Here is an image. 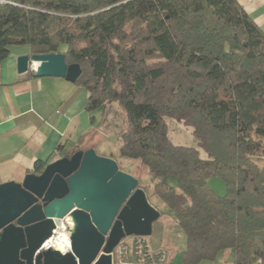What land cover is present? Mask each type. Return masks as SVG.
Wrapping results in <instances>:
<instances>
[{
    "label": "trees",
    "instance_id": "obj_1",
    "mask_svg": "<svg viewBox=\"0 0 264 264\" xmlns=\"http://www.w3.org/2000/svg\"><path fill=\"white\" fill-rule=\"evenodd\" d=\"M14 2L0 5V63L13 46L63 54L80 67L74 84L88 94L87 113L119 105L120 156L155 179H176L175 187L154 184L151 197L184 233L181 264L214 261L225 250L232 264H264V33L243 7L236 0ZM165 118L191 128L197 147L174 145ZM67 147L57 149L60 158L75 152ZM46 165L37 160L30 173ZM212 177L224 182L223 196L208 187Z\"/></svg>",
    "mask_w": 264,
    "mask_h": 264
},
{
    "label": "water",
    "instance_id": "obj_2",
    "mask_svg": "<svg viewBox=\"0 0 264 264\" xmlns=\"http://www.w3.org/2000/svg\"><path fill=\"white\" fill-rule=\"evenodd\" d=\"M30 65L33 78L75 83L81 75L63 54L21 55L17 73ZM66 217L70 251L41 250ZM159 217L135 177L92 148L78 150L47 164L40 175L0 184V264H112L118 243L150 236Z\"/></svg>",
    "mask_w": 264,
    "mask_h": 264
},
{
    "label": "crops",
    "instance_id": "obj_3",
    "mask_svg": "<svg viewBox=\"0 0 264 264\" xmlns=\"http://www.w3.org/2000/svg\"><path fill=\"white\" fill-rule=\"evenodd\" d=\"M236 1L264 33V0ZM26 54L27 47L13 46L0 63V184L20 183L34 162L59 159L66 144L80 150L86 129L87 92L64 79L18 74L17 58Z\"/></svg>",
    "mask_w": 264,
    "mask_h": 264
},
{
    "label": "rangeland",
    "instance_id": "obj_4",
    "mask_svg": "<svg viewBox=\"0 0 264 264\" xmlns=\"http://www.w3.org/2000/svg\"><path fill=\"white\" fill-rule=\"evenodd\" d=\"M81 90L85 91L83 88ZM164 121L167 125L168 138L174 145L197 147V141L191 128L168 118ZM83 122H85L84 128L86 129L82 139L78 142L80 150L89 147L94 149L99 156L114 160L122 172L138 180L145 194L150 196V202L162 213L152 224V233L146 237V242L152 251H162L166 254L165 264H181L180 256L186 246L184 233L173 221L168 207L156 197H151L154 184L163 182L175 187L176 179L172 176L155 179L142 167L140 161L128 160L120 156L121 133L126 130V117L117 103L105 105L92 114L85 115ZM200 156L204 157L202 151H200ZM207 185L217 195L225 194L224 182L220 178H209ZM202 264H232L231 251L225 250L214 261Z\"/></svg>",
    "mask_w": 264,
    "mask_h": 264
},
{
    "label": "built area",
    "instance_id": "obj_5",
    "mask_svg": "<svg viewBox=\"0 0 264 264\" xmlns=\"http://www.w3.org/2000/svg\"><path fill=\"white\" fill-rule=\"evenodd\" d=\"M77 2L86 0H74ZM7 4L17 6L14 0H0V5ZM30 70L34 71V66L30 65ZM71 222L68 217L60 221L59 226L54 230L63 229L68 234V242L61 253L70 251V233ZM56 236L53 234L41 247V250L54 249ZM112 264H165L166 254L162 251L154 252L146 242V237H125L113 249L111 253Z\"/></svg>",
    "mask_w": 264,
    "mask_h": 264
},
{
    "label": "bare ground",
    "instance_id": "obj_6",
    "mask_svg": "<svg viewBox=\"0 0 264 264\" xmlns=\"http://www.w3.org/2000/svg\"><path fill=\"white\" fill-rule=\"evenodd\" d=\"M54 235L56 236L54 239V249L58 251H63L65 244L68 242V234L65 233L63 229H58L55 231Z\"/></svg>",
    "mask_w": 264,
    "mask_h": 264
}]
</instances>
